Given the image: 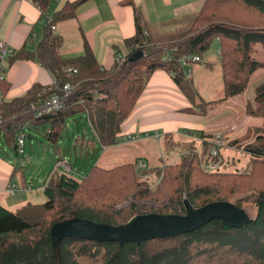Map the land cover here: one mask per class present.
I'll return each instance as SVG.
<instances>
[{
	"label": "trees",
	"instance_id": "16d2710c",
	"mask_svg": "<svg viewBox=\"0 0 264 264\" xmlns=\"http://www.w3.org/2000/svg\"><path fill=\"white\" fill-rule=\"evenodd\" d=\"M32 1L45 12L53 0ZM87 1L66 2L48 21L34 47L26 42L7 59V64L35 60L61 84L69 81L73 86L62 109L40 118L35 117L31 104L59 91L52 85L35 84L24 95L0 104V133L5 144L15 150L17 132L28 121L35 128L48 125L51 133L47 136L57 144L67 120L80 113L87 114L103 147L115 145L123 122L156 70L169 72L188 97H195V88L186 80L179 57L197 54L203 59L216 38L220 42L223 100L243 95L253 74L263 66L252 53L256 44L264 47V0H205L192 28L167 42L164 38L153 40L137 18V32L126 41L127 59L118 69L114 65V70L98 62L85 40L82 54H61L64 39L52 26L75 18L78 7ZM164 47L178 48L172 59L164 60ZM138 50L145 51L144 56L131 61ZM0 88L6 94V81L0 82ZM250 108V114L263 119V125L258 143H249L243 149L251 154L249 172L204 171L194 141L188 142L181 159L158 170L159 178L153 182L141 177L135 162L111 168L96 163L81 179L57 171L45 187L46 201H29L14 210L0 202V264H264V82L255 88V107ZM163 138L169 147L183 143L171 133ZM202 145V154H206L208 142ZM238 190L252 194L236 204L243 207L248 201L255 207V216L243 227L214 219L175 237L123 245L66 237L60 244L61 262L53 246L51 229L66 219L80 217L120 225L147 213L184 215L186 198L193 206L202 207L230 201L231 194Z\"/></svg>",
	"mask_w": 264,
	"mask_h": 264
},
{
	"label": "crops",
	"instance_id": "0c3cea01",
	"mask_svg": "<svg viewBox=\"0 0 264 264\" xmlns=\"http://www.w3.org/2000/svg\"><path fill=\"white\" fill-rule=\"evenodd\" d=\"M68 1L74 0H53L47 10L42 12L32 0H0V40L6 41L15 51L22 48L26 42L34 47L48 21ZM204 3L205 0H88L78 7L75 18L58 22L53 31L61 34L64 39L61 48L64 57L82 54L85 40L98 62L109 69L114 66L119 55L126 56L129 53L126 41L137 32V18L147 35L153 40H160L169 33L189 26ZM221 77L215 80L223 82ZM54 79L53 74L35 60L8 61L6 100L10 101L24 95L35 84L49 86ZM260 83L262 82H256L254 79V82L250 81L243 95L227 99L237 100L242 104L247 117L242 124L234 126L233 131L243 130L244 127L249 131L254 126H262L263 119L248 114L246 110L247 106H254L255 88ZM193 87L198 93L196 87L194 85ZM222 90L224 91L222 98L211 97L197 102L195 97L192 99L182 91L169 72L163 69L156 70L149 78L132 113L123 122L118 141L122 138L128 139L129 134L147 141L163 138L166 133H171L179 143L191 138L192 140L188 142L207 141L209 147L212 146L215 138L220 136L223 146L225 132L214 130V126L209 124L204 114L205 104L202 106L203 112L197 107L204 102L209 103L207 105L210 108L222 107L227 101L223 100L224 83ZM67 122L65 127L68 126ZM91 130L94 138L88 139L86 147L96 149L97 144L102 145L92 126ZM86 138L85 133L77 134L76 144L80 141L84 144ZM195 147L197 151L203 153L199 146ZM228 148L235 149L233 146ZM54 153L57 155V161L63 159L69 162L68 156L61 153L60 147L55 148ZM208 157L209 155H206V158ZM53 163L47 165H50L51 172L46 177L35 178L32 176V171L19 169L18 160L9 156H0V198H4L7 205H19V207L20 204L22 206L29 201L41 203L42 201L34 200V197L44 194L45 187L50 178L54 177L55 172L68 173L69 170H74L73 166L70 169L60 166L62 170ZM74 173H80V169L74 170ZM143 173L147 175L146 171ZM13 185L18 186L14 193L10 192V187ZM29 186L31 189L28 188Z\"/></svg>",
	"mask_w": 264,
	"mask_h": 264
},
{
	"label": "rangeland",
	"instance_id": "374dc122",
	"mask_svg": "<svg viewBox=\"0 0 264 264\" xmlns=\"http://www.w3.org/2000/svg\"><path fill=\"white\" fill-rule=\"evenodd\" d=\"M193 21L194 18L191 20L189 26H184L174 33H169L162 40H166L165 42L177 40V38H175L176 35H181L189 31L192 28ZM185 37L186 36H184V38ZM219 49L220 42L219 39L216 38L213 40L210 48L204 53L202 61L191 65L193 69V78L189 81V84L192 83L198 90V93L195 95L197 102H200L201 99L211 97L219 99L224 96V91L222 90L223 82L221 80H215L221 77L219 63L221 53ZM252 57L260 61L263 66L255 72V75L253 74L251 82H254V79H256V82H264V47L262 44L258 43L255 45ZM209 63L212 64L209 65ZM203 105L204 104H200L197 106L200 112H203ZM204 106V114L209 124L214 126V130L225 132L223 146L219 148L220 155L218 159L222 161L220 170L227 172L238 171L240 173L249 172L251 154L244 151V147L249 143H258L257 136L261 133L259 129L262 126H254L249 131L245 130V127L243 130L237 129L233 131L234 126L242 124L247 118L245 117V108L237 100H227L225 104L219 108H210L208 105ZM246 110L248 114H250L251 108L247 106ZM67 125L57 144L49 140L48 136L45 134V126H39L36 129L34 127L27 128L26 132L29 136L25 141L26 152L22 155H16L14 147L5 144L3 135L0 133V156H9L14 160H18L19 169L28 170L29 172L32 171V176H35V178L41 176L46 177L51 172L50 165H47H52L53 161L55 163H53L54 166L56 165V167L62 169L56 164L58 158L54 153V149L58 146L60 147L61 153L68 156L69 163L73 166L74 170L80 169V173H74V170L68 171V173L77 179H81L85 176L87 171L96 163L103 167L111 168L126 162L137 163L139 159H142L146 162L147 167L141 169L138 173L144 179L153 182L159 178V173H157L158 170L184 156V153L187 152V148L189 147L188 141L192 140L191 138H187L185 139L186 142L175 145L174 147H169L165 143L164 138H154L147 141H142V137H137L135 140L122 138V142L118 141L115 145L102 147L97 144V148L92 149L90 146L86 147L88 139L94 138L87 114L80 113L69 118ZM84 133L87 136L85 143L82 144L80 141L79 144H76L77 134ZM194 146L203 147L200 141L194 142ZM212 146L208 148L207 154L204 155L205 159L206 155H210ZM230 146H233L235 149L229 150L228 147ZM194 149L195 151L197 150V148ZM144 171H146L147 175L143 173ZM251 194V191L246 192L245 190H238L231 194L230 202L236 203L239 199H247ZM251 198L253 199V197ZM0 200L2 204L8 206V208L12 210L19 207V205H7L4 198H0ZM34 200L44 202L46 201V196L45 194H40L39 196H35ZM243 207L248 210L252 217L255 216L253 202L250 203L246 201L243 203Z\"/></svg>",
	"mask_w": 264,
	"mask_h": 264
},
{
	"label": "water",
	"instance_id": "95a60500",
	"mask_svg": "<svg viewBox=\"0 0 264 264\" xmlns=\"http://www.w3.org/2000/svg\"><path fill=\"white\" fill-rule=\"evenodd\" d=\"M143 56L144 51L138 50L130 60ZM184 205L186 209L184 215L147 213L133 216L120 225L100 223L80 217L66 219L53 225L51 229L53 246L61 262L60 244L66 237L112 241L123 245L127 242L141 243L152 239L175 237L192 232L214 219H220L234 227H243L253 219L246 208L238 206L235 202L215 201L202 207H195L186 198Z\"/></svg>",
	"mask_w": 264,
	"mask_h": 264
},
{
	"label": "built area",
	"instance_id": "2783aa9c",
	"mask_svg": "<svg viewBox=\"0 0 264 264\" xmlns=\"http://www.w3.org/2000/svg\"><path fill=\"white\" fill-rule=\"evenodd\" d=\"M52 29H55V26H52ZM177 47H164V60H170L173 58V53L177 52ZM15 50L4 40H0V82L6 81V73H7V59L10 55L14 54ZM145 54V51H144ZM128 55V54H127ZM126 56L119 55L115 62V67L118 69L125 61ZM202 61L199 55L197 54H184L179 57V62L181 66L184 68L185 78L188 81H191L193 78V69L191 68L192 64L199 63ZM114 68H112L114 70ZM52 88H56L59 90L58 92H54L50 94L46 99H43L38 102H33L31 104V109L34 111L35 117L40 118L48 113L53 111H57L63 108V105L66 101L67 96L71 93L73 86L71 82H65L61 84L60 81L54 79L52 82ZM6 99L5 93L0 88V104ZM3 122V118L0 115V124ZM34 127L29 121L25 123L17 132V140H16V152L18 155L24 154L25 151V141L29 134L26 132L27 128ZM51 133V129L49 126L46 127L45 134L48 135ZM137 137L131 134L128 135V140H135ZM220 136L215 138L213 142V146L211 148V152L208 158H204V155L196 150V154L199 158L200 165L202 169L206 172H213L220 170V166L222 165V161L218 159L220 155L219 148L222 146ZM57 165L64 166L66 169H70L71 165L68 161L60 159L57 162ZM146 162L142 159H139L136 163V168L140 171L143 168H146ZM31 189V186L28 187ZM18 189L17 185H13L10 187V192L14 193Z\"/></svg>",
	"mask_w": 264,
	"mask_h": 264
}]
</instances>
